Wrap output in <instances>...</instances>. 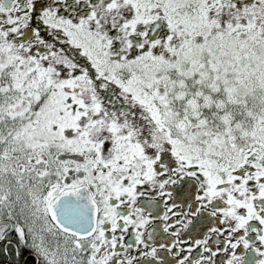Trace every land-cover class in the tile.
Wrapping results in <instances>:
<instances>
[{
    "label": "snow or ice",
    "instance_id": "6c2138e0",
    "mask_svg": "<svg viewBox=\"0 0 264 264\" xmlns=\"http://www.w3.org/2000/svg\"><path fill=\"white\" fill-rule=\"evenodd\" d=\"M0 264H264V0H0Z\"/></svg>",
    "mask_w": 264,
    "mask_h": 264
}]
</instances>
